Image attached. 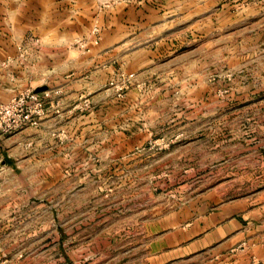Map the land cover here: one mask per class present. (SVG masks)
<instances>
[{"label":"rangeland","instance_id":"1","mask_svg":"<svg viewBox=\"0 0 264 264\" xmlns=\"http://www.w3.org/2000/svg\"><path fill=\"white\" fill-rule=\"evenodd\" d=\"M257 1L167 11L166 30L152 41L137 36L128 49L135 55L108 57L102 74L73 84L74 116L23 137L24 158L36 165L0 178V194H26L30 209L21 214L16 197L13 216L0 215V264L206 263L174 260L166 249L155 259L152 244L169 241L194 212L264 198ZM44 89L50 99L58 88Z\"/></svg>","mask_w":264,"mask_h":264},{"label":"crops","instance_id":"2","mask_svg":"<svg viewBox=\"0 0 264 264\" xmlns=\"http://www.w3.org/2000/svg\"><path fill=\"white\" fill-rule=\"evenodd\" d=\"M214 1L130 0L100 10L95 0H0V102L22 89L58 88L46 100L47 109L38 126L0 136L1 181L8 179L5 173L11 176L10 170L36 165L24 158L30 151L23 138L27 132L41 131L50 120L74 116V109L69 108L74 83L88 84L91 72L102 74L108 57L120 58L123 52L135 55L128 49L137 36L152 41V34L166 30L167 11H173L174 17L183 8L208 12ZM221 6L224 9L227 4ZM94 27L98 29L97 44L91 33ZM59 101L68 104L66 110H56L54 103ZM18 151L24 160L11 156ZM16 197L24 202L21 214H28L26 194L9 191L0 194V215L13 216ZM189 217L166 235L169 241L153 242L155 259H162L166 249L180 262L202 256L205 264H264V198L221 203Z\"/></svg>","mask_w":264,"mask_h":264},{"label":"built area","instance_id":"3","mask_svg":"<svg viewBox=\"0 0 264 264\" xmlns=\"http://www.w3.org/2000/svg\"><path fill=\"white\" fill-rule=\"evenodd\" d=\"M100 10H106L119 1L130 0H95ZM98 29L93 28V42L98 43ZM79 46L84 47L85 43L79 42ZM50 96L47 89L38 92L34 89H25L5 102H0V136L16 132L23 127L37 124L45 111V102Z\"/></svg>","mask_w":264,"mask_h":264},{"label":"water","instance_id":"4","mask_svg":"<svg viewBox=\"0 0 264 264\" xmlns=\"http://www.w3.org/2000/svg\"><path fill=\"white\" fill-rule=\"evenodd\" d=\"M44 88H39L37 91L40 92V90H43Z\"/></svg>","mask_w":264,"mask_h":264}]
</instances>
